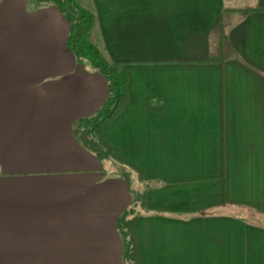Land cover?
Here are the masks:
<instances>
[{"label":"crops","instance_id":"0c3cea01","mask_svg":"<svg viewBox=\"0 0 264 264\" xmlns=\"http://www.w3.org/2000/svg\"><path fill=\"white\" fill-rule=\"evenodd\" d=\"M232 1L85 2L95 45L126 63L102 130L122 164L75 136L107 81L64 14L0 0V264H124L134 199L141 264H264V0Z\"/></svg>","mask_w":264,"mask_h":264},{"label":"trees","instance_id":"16d2710c","mask_svg":"<svg viewBox=\"0 0 264 264\" xmlns=\"http://www.w3.org/2000/svg\"><path fill=\"white\" fill-rule=\"evenodd\" d=\"M54 4L69 22L66 40L74 56L86 62L101 73L107 81V97L95 116L80 120L75 126L76 138L103 161L125 164L102 136L103 128L123 109L128 99L127 75L125 62H109L101 54L98 47L90 41V35L96 26V18L89 10L79 7L71 0H37ZM219 35L216 50L222 51L225 41L224 25L221 22L215 29ZM214 60L209 56L203 61ZM124 176L125 173L123 174ZM124 210L117 219V228L122 239V259L124 264H141L137 255V241L133 230L135 202Z\"/></svg>","mask_w":264,"mask_h":264},{"label":"rangeland","instance_id":"374dc122","mask_svg":"<svg viewBox=\"0 0 264 264\" xmlns=\"http://www.w3.org/2000/svg\"><path fill=\"white\" fill-rule=\"evenodd\" d=\"M71 1H73L76 5H78L79 7H82V8H86V6L87 5H85V2L87 1V0H71ZM225 2H226V5L227 6H233V5H235L234 4V2L232 1V0H225ZM240 3H237V5H239ZM88 8H89V6H87ZM90 41L93 43V44H95V35H94V31L91 33V35H90ZM98 49H99V47H98ZM100 50V49H99ZM100 52H101V54L104 56V53L100 50ZM118 171H120V173H122V169H119Z\"/></svg>","mask_w":264,"mask_h":264}]
</instances>
